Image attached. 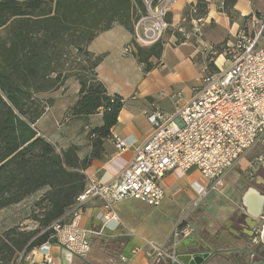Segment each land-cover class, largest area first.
I'll use <instances>...</instances> for the list:
<instances>
[{
  "label": "trees",
  "instance_id": "1",
  "mask_svg": "<svg viewBox=\"0 0 264 264\" xmlns=\"http://www.w3.org/2000/svg\"><path fill=\"white\" fill-rule=\"evenodd\" d=\"M230 8L224 0L223 9L231 15ZM206 9V0H199L198 14ZM134 15L132 0H0L5 32L0 34V209L39 193L29 210L38 225H13L0 232V264H13L21 254L53 242L52 223L68 220L86 186L85 171L102 156L123 106L122 97L110 94L99 79L102 55L90 52L88 44L116 23L134 32ZM134 44L149 72L156 65L151 58L162 56L164 41ZM72 49L89 64L75 73L80 89L70 111L74 117L102 112V124L92 129V148L84 156L75 143L58 152L34 126L53 101L40 95L60 88L71 75L65 66ZM210 68L217 69L213 63Z\"/></svg>",
  "mask_w": 264,
  "mask_h": 264
},
{
  "label": "crops",
  "instance_id": "2",
  "mask_svg": "<svg viewBox=\"0 0 264 264\" xmlns=\"http://www.w3.org/2000/svg\"><path fill=\"white\" fill-rule=\"evenodd\" d=\"M223 1L206 0V14L201 15L197 11L199 0H179L169 15L171 27L170 32L166 33L163 39L162 56L160 59L151 58L156 65L149 72L144 71V64L135 55L134 32L124 25L116 23L111 28L100 31L91 40L88 50L95 55H102V60L96 68L98 77L104 82L110 94H118L122 97L123 106L118 121L112 128V137L104 142L102 156L94 159L85 171L88 177H95L100 182L113 180L131 161L136 147L144 143L152 134L154 126L147 112L155 105L165 112H172L174 108L172 95L179 90L183 91L186 100L190 99L194 95L196 86L192 84L193 79L199 76L198 72L202 65L204 70L208 66L211 47H214L217 53H222L226 44L235 42L238 31L251 24V19L257 12L260 16L264 15V0H228L232 5L231 15L223 9ZM194 7L196 12L193 11ZM199 17L203 18V22L201 31L196 32L192 20ZM179 27H184L185 32L179 31ZM213 56L212 58H215L216 54ZM217 60L222 62L223 56H219ZM77 87L79 91L78 81ZM113 135L125 139L129 146L123 150L118 149ZM261 149L264 150V147L260 146L259 150ZM257 152L254 157L246 160L242 169H247L246 172L250 175L257 174V181L264 183V179L258 173L261 167L264 168V159L255 162L264 151L257 150ZM245 156L243 155L237 163ZM191 170L199 173L194 168L188 172ZM181 174L179 169H175L162 178L161 183L166 191L164 202L172 201L179 190L190 188L194 191L192 183L201 181V176L187 178V181L179 179ZM242 181L243 178L234 175L232 182L220 192L222 195H217L218 193L215 195L216 199L210 205V214L213 216H210L209 225L196 228V233L191 236L193 239L179 242L176 249L180 254L208 251L213 254L204 264H231L234 260L237 262V259L232 257L234 254L230 252L231 249L218 247L224 242L237 243L240 241L236 239L248 237L250 230L247 227L246 217L242 219L241 215L252 211L259 204L264 213V193L258 186L250 183H246L243 189ZM239 191H242L239 201H235ZM245 198H248L249 202H246ZM261 198L263 200H260ZM130 200L136 199H125L115 204L117 214L123 222V225L117 229H112L110 225L103 226L104 223L99 215L104 211V207L100 199L89 200L85 205L82 224L91 230V237L103 235L100 239V250L105 254V264H151L145 252L150 250V247L144 244L142 236L164 242L167 248L172 247V239H168V235L173 225L165 236L163 232L165 226L163 222L160 223L158 216L140 215L135 208V201ZM229 200H233V203L229 204ZM160 211L163 213L161 208ZM163 215L166 216L164 213ZM130 230L135 231L137 235H131ZM105 231L115 235L104 236ZM136 245L141 246V250L133 254L132 249ZM246 245L251 246L243 243L240 247ZM250 248L256 250L255 246ZM257 249L261 250L260 245ZM67 251L57 242H45L29 252V264H44L45 253L54 256L55 264H98V260H89L88 256H77L75 259ZM158 264H172V262L164 259Z\"/></svg>",
  "mask_w": 264,
  "mask_h": 264
},
{
  "label": "built area",
  "instance_id": "3",
  "mask_svg": "<svg viewBox=\"0 0 264 264\" xmlns=\"http://www.w3.org/2000/svg\"><path fill=\"white\" fill-rule=\"evenodd\" d=\"M179 0H132L134 8V41L142 46H150L164 39L171 26L169 15ZM196 12V8L193 9ZM186 18H184V21ZM194 30L201 31L203 18H194ZM252 27L241 28L233 44H226L222 53L211 47L212 58L217 69L205 68L201 84L194 87V95L185 99L182 90L172 95L174 108L165 112L157 105L147 112L154 126L149 138L138 145L131 161L111 181L100 182L95 177H87L84 190L69 211L67 221L52 223L53 236L57 243L70 253L85 257L91 250V230L83 226L85 205L89 200L100 199L104 211L100 219L104 225L117 229L123 225L115 204L125 199H136L158 207L166 198L162 178L170 171L197 169L201 181H194L196 193L193 206H197L206 196L221 190L226 183L228 171L236 162L256 146L264 147V15L251 20ZM256 26L258 29H255ZM248 29V30H247ZM179 31L185 32L184 27ZM223 56L220 64L217 58ZM118 149L129 146L128 142L113 135ZM264 159V153L256 163ZM188 214H185L188 217ZM187 217L171 231L172 247L165 243L142 236L145 251L151 264L164 259L179 260L176 247L179 242L193 236L194 226ZM264 213L254 230L250 245L255 246L248 256L237 254V262L231 264H251L257 260L262 250L261 232ZM131 235H137L130 230ZM250 246V247H251ZM141 250L134 246L132 253ZM202 252H190L194 255ZM30 254H21L13 264H24ZM44 264H55L54 256L44 254Z\"/></svg>",
  "mask_w": 264,
  "mask_h": 264
},
{
  "label": "rangeland",
  "instance_id": "4",
  "mask_svg": "<svg viewBox=\"0 0 264 264\" xmlns=\"http://www.w3.org/2000/svg\"><path fill=\"white\" fill-rule=\"evenodd\" d=\"M256 17H261L260 13L255 14ZM250 18V17H247ZM252 20V19H251ZM248 22V20H247ZM170 27L166 30V33L170 32ZM252 27V24H247L244 28ZM255 29H258L256 26ZM248 30V29H247ZM5 32L3 29H0V34L3 35ZM165 33V34H166ZM165 36V35H164ZM223 51V49H222ZM221 51V52H222ZM214 54H210L208 68H210V64L213 63L212 57ZM217 57V55H216ZM215 57V58H216ZM218 64L221 65L222 62L218 61ZM88 60L83 53H78L75 49H72L71 54L68 56L66 62V68L71 69V75L68 76V79L65 81L64 85L60 88L47 92L42 93L40 97L43 99L53 98V101L49 104L46 103V109L42 117L35 123V128L38 130L39 134L43 135L48 141H50L58 152H61L62 149L68 147V145L75 143L79 146V153L81 156L86 155L92 148V138L93 135L91 133L92 129L98 125L102 124V112H96L90 114L89 116L83 117H74L70 111L72 105L78 98V87H77V79L75 73L80 71V67L82 65H88ZM214 64V63H213ZM215 65V64H214ZM211 69V68H210ZM199 76L193 79V83L196 86H199L202 81V77L205 74V70L203 65L200 67V71L198 72ZM202 76V77H201ZM260 149V146H256L253 151L246 154V156L239 161L228 171L227 174V183L221 190L211 193L210 195L206 196L197 206H193V201L196 197L195 191L192 189H182L179 190L178 194L174 197L172 201H163V203L158 207H153L146 205L145 203L139 202L138 200H130L135 201V208L138 213L142 216H149V217H156L158 216L160 223L163 222L165 226L163 232L164 235L168 234L172 225L174 228L177 223L182 221L184 217H187L185 214H188L186 219L187 222H190L196 230L198 228H203L204 226L209 225L210 216V205L216 199L217 195L220 194L221 191H224L227 185L232 182L234 179V175H239L240 179L243 178L242 184L243 189L245 188L246 183L254 184L257 181V174L247 173V169H242L245 167V163L247 159H251L254 157V154H258L257 150L263 152L264 150ZM181 171V176L179 179L187 181L188 179L199 177V173L195 170L188 171ZM247 173V175H246ZM259 175L264 179V171L262 169L259 170ZM249 181V182H248ZM260 186H258L261 190H264V183L261 181H257ZM178 190H176L177 192ZM242 191H239L238 195L235 197V201H239L240 195ZM39 193H36L34 196H31L24 201L8 206L6 208L0 209V232L4 231L6 228L11 227L13 225H20L27 229H32L36 227L37 221L31 218L30 215V206L33 202V199L37 197ZM223 201H225L223 199ZM229 204L233 203V200H229ZM160 208L163 210V213L160 211ZM213 213V212H212ZM139 214L137 217L139 218ZM197 228V229H196ZM172 231V230H171ZM105 235H110L113 237L115 234L112 232H103ZM165 235V236H166ZM103 236V235H102ZM101 236V237H102ZM100 236H92L91 237V250L87 255L89 260H98V264H105V254L100 250ZM148 237V236H145ZM171 237V232L168 235V239ZM152 238V237H149ZM154 239V238H152ZM156 240V239H155ZM157 241V240H156ZM160 242V241H158ZM164 243V242H160ZM110 247L111 245H107ZM69 255H72L75 259L77 256L68 252Z\"/></svg>",
  "mask_w": 264,
  "mask_h": 264
},
{
  "label": "water",
  "instance_id": "5",
  "mask_svg": "<svg viewBox=\"0 0 264 264\" xmlns=\"http://www.w3.org/2000/svg\"><path fill=\"white\" fill-rule=\"evenodd\" d=\"M246 202H249L248 198L244 199ZM260 200H263V198H261ZM261 204H259V206H257L255 209H253L252 211L246 212V222H247V227L250 230V234L248 236V238L243 239V238H238L236 239V241H240L237 243H234L232 241H228V242H224L221 246H219L218 248H226L227 249H231L230 252H233V254L236 253H242L245 256H248L252 251L250 249L249 246L246 245V247H240L241 244L243 243H250L252 237L254 236V230L256 228V226L258 225L259 219L262 216L263 212L261 210L260 207ZM188 239H193V237H189L187 239H184L182 242H187ZM53 242H57V238L53 239ZM261 250L264 251V223L262 225V232H261ZM202 252V251H199ZM210 256V253L208 251H203V253L198 254V255H194L193 257L189 254H180L179 255V260L176 262H172V264H204L206 259ZM24 264H28V262H25ZM251 264H264V259H258L254 262H252Z\"/></svg>",
  "mask_w": 264,
  "mask_h": 264
},
{
  "label": "flooded vegetation",
  "instance_id": "6",
  "mask_svg": "<svg viewBox=\"0 0 264 264\" xmlns=\"http://www.w3.org/2000/svg\"><path fill=\"white\" fill-rule=\"evenodd\" d=\"M261 169L264 171V168H263V167H261ZM254 184L260 186V184H259L257 181L254 182ZM261 191L264 193V190H261ZM244 216H246L245 213H244V215H241L240 218L244 219ZM248 236H249V235H248ZM247 238H248V237H247ZM260 247H261V246H260ZM212 254H213V252H210V255H212ZM237 254H238V253L232 255V257H233V258H236V257H237ZM257 258H258V259H260V258H263V259H264V251H263V252H260V253L257 255Z\"/></svg>",
  "mask_w": 264,
  "mask_h": 264
}]
</instances>
